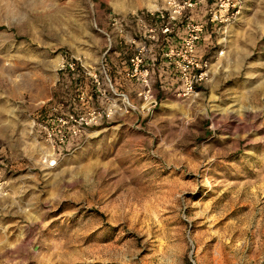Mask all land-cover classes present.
<instances>
[{"label": "rangeland", "instance_id": "1", "mask_svg": "<svg viewBox=\"0 0 264 264\" xmlns=\"http://www.w3.org/2000/svg\"><path fill=\"white\" fill-rule=\"evenodd\" d=\"M197 1L168 45L202 25L208 77L176 96L154 72L146 111L122 60L166 50L134 19L166 0H0V264H264V0H234L229 21ZM102 65L135 108L47 140L54 117L104 106L86 75Z\"/></svg>", "mask_w": 264, "mask_h": 264}, {"label": "built area", "instance_id": "2", "mask_svg": "<svg viewBox=\"0 0 264 264\" xmlns=\"http://www.w3.org/2000/svg\"><path fill=\"white\" fill-rule=\"evenodd\" d=\"M197 0H187L181 6L175 0H166L167 9L162 12L147 14L145 16L135 15V20L145 24L146 22H158L159 30L163 35L167 48L160 54L161 63L156 59L144 62L142 57L143 46H138L132 54L122 60L124 79L130 83H136L135 99L141 109L150 110L156 104V97L152 85L151 75L154 72L168 78V82L159 85L161 90L171 91L176 96H187L192 94L202 85L208 77V58H202L196 53V43L199 39L198 33L202 25H196L190 29L189 33L179 38L177 46H169V26L175 21V15L180 14V9H190L197 4ZM213 10L210 20L229 21L232 16V9L236 7L234 0H211ZM174 15H172V14ZM218 16V18H217ZM221 54V50L217 51ZM58 70L68 73L72 83L79 81L77 63L71 60H62L58 64ZM99 95L104 106L101 109L93 108L85 114L65 113L63 116H56L52 122L57 125L48 124L43 126L45 137L49 141L61 144L67 136H76L87 126L96 125L102 120L110 118L116 113H125L135 108L133 100L126 92L117 88V82L111 79L104 66L96 72L95 70L86 72ZM161 81V80H160ZM103 86V87H100ZM117 85V86H116ZM78 100L84 98L83 92L77 94Z\"/></svg>", "mask_w": 264, "mask_h": 264}, {"label": "bare ground", "instance_id": "3", "mask_svg": "<svg viewBox=\"0 0 264 264\" xmlns=\"http://www.w3.org/2000/svg\"><path fill=\"white\" fill-rule=\"evenodd\" d=\"M237 35V34H236ZM226 46V45H225Z\"/></svg>", "mask_w": 264, "mask_h": 264}]
</instances>
